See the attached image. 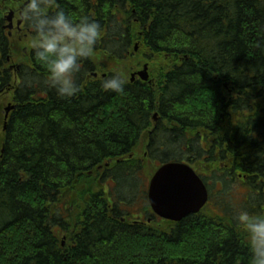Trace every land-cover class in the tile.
Wrapping results in <instances>:
<instances>
[{"label":"trees","instance_id":"16d2710c","mask_svg":"<svg viewBox=\"0 0 264 264\" xmlns=\"http://www.w3.org/2000/svg\"><path fill=\"white\" fill-rule=\"evenodd\" d=\"M59 1L72 20L87 16L80 0ZM101 1L113 20H97L74 97L44 84L46 69L20 74L0 167V264H251L237 214L264 215V0ZM136 46L160 65L154 90L118 68ZM114 74L121 93L102 88ZM146 162L191 164L217 213L209 203L156 233L130 221Z\"/></svg>","mask_w":264,"mask_h":264},{"label":"clouds","instance_id":"9594fccd","mask_svg":"<svg viewBox=\"0 0 264 264\" xmlns=\"http://www.w3.org/2000/svg\"><path fill=\"white\" fill-rule=\"evenodd\" d=\"M49 8H56L54 14H48ZM21 18L35 29L30 46L36 59L47 65L46 85L61 98L74 97L80 91L74 76L80 61L93 54L101 25L89 16L74 22L56 7L55 0H25ZM125 84L122 76L114 74L102 82V88L121 93ZM237 220L247 236L251 264H264V215L250 216L241 211Z\"/></svg>","mask_w":264,"mask_h":264},{"label":"flooded vegetation","instance_id":"af4514ba","mask_svg":"<svg viewBox=\"0 0 264 264\" xmlns=\"http://www.w3.org/2000/svg\"><path fill=\"white\" fill-rule=\"evenodd\" d=\"M82 3H84L83 11L84 13L89 16L90 18L94 20H113L112 19V6L107 9L106 16L103 17L102 12V6L106 3H103L101 0H80ZM25 0H0V23H1V31L2 33L7 37L6 41L7 44L4 45V49L0 50V132L7 133L9 125L11 123V120L13 118L14 112L17 109L18 106V89L21 85V78L20 74L22 72L25 73V71L34 73L38 72L40 69H46L47 65L45 63L38 64V60L35 57V51L30 46V41L35 35V29L27 23L25 20L21 18V9L24 5ZM59 0H55L56 7L59 8L61 5ZM81 10V6L78 8ZM56 8H49L47 10L49 15L54 14V11ZM3 13V17L1 14ZM11 17L10 19H6ZM74 22H78L77 20H73ZM15 41V42H14ZM15 50H21V56H20V62L18 65L14 66L12 64L13 60V53ZM20 52V51H19ZM97 52V48L95 47V50L93 54L88 57L92 60V58H95V54ZM17 64V63H16ZM83 67L82 60L79 63V71L76 73V77L74 76V79H77V74L81 72ZM99 68H102L100 66ZM146 69V68H145ZM140 71H134L132 73V83H140L143 86H151L154 89H156V85L154 82V79H150L151 74L148 73L144 74L149 80H143L140 79L139 73ZM97 73V72H96ZM47 76L44 78V84ZM30 82H34V77L30 75L29 77ZM78 82V81H76ZM158 85V83H157ZM152 88V89H153ZM153 89V90H154ZM9 96V98L6 100V98ZM11 98V100H10ZM2 103V104H1ZM162 117L159 115L158 112H154L153 119H152V126L145 130L149 132V143L150 138L155 131V129L158 127L159 122L161 121ZM144 131V132H145ZM144 134V133H143ZM7 135V134H6ZM143 136V135H142ZM148 143V145H149ZM6 142L3 143L1 150H0V161L2 163L4 154L6 152ZM148 145L146 147H148ZM145 147V150H146ZM145 157H147V154H145ZM140 163H143V167L145 166V163L143 161H140ZM1 167V165H0ZM148 175L143 176L144 186L142 189V194L144 195V199L139 200V203L133 207V208H126L127 215L129 217H133L134 219H131L130 221L136 223V222H142L145 226H149L152 221H161L169 224H177V222L170 221L167 219H164L157 215L151 208L149 199H148V191L150 187V180L151 177H146ZM113 182H111L112 186ZM110 199V197H109ZM135 213V215H134ZM144 214L145 219L144 220H136L135 216ZM180 223V222H179Z\"/></svg>","mask_w":264,"mask_h":264},{"label":"water","instance_id":"95a60500","mask_svg":"<svg viewBox=\"0 0 264 264\" xmlns=\"http://www.w3.org/2000/svg\"><path fill=\"white\" fill-rule=\"evenodd\" d=\"M144 74L138 73L143 80H148ZM149 201L153 211L160 217L181 222L202 211L209 202V192L189 164L171 162L161 166L152 177Z\"/></svg>","mask_w":264,"mask_h":264},{"label":"rangeland","instance_id":"374dc122","mask_svg":"<svg viewBox=\"0 0 264 264\" xmlns=\"http://www.w3.org/2000/svg\"><path fill=\"white\" fill-rule=\"evenodd\" d=\"M1 16L3 17V13L1 14ZM15 42V41H14ZM138 48H139V46H138ZM20 51V52H19ZM15 50L14 51V53H13V57H12V60H13V62H12V64L14 65V66H16V65H18L19 64V62H20V56H21V50ZM135 54H133L132 56H130L128 59H126V60H124L125 62L123 63V65H121V66H119L118 68H121V69H124L125 67H127V73H126V75H127V78H128V81L129 82H131V78H132V73L134 72V71H140V72H144V73H146L147 75H148V73H150L151 74V77H150V79H154V82H155V85H157V83H158V81H159V76H160V73H159V68H160V65L157 67L155 64L156 63H154V61H152V60H150V59H148L147 57H146V55H145V52H141L139 55H138V49L134 52ZM17 63V64H16ZM105 64H106V68H107V71L109 72V68L111 67V66H113L114 65V62L113 61H106L105 62ZM146 68V69H145ZM105 71V70H104ZM107 71H105V72H102V71H99L98 73H99V75L101 76V77H103V78H105L106 77V74L108 73ZM104 73V74H103ZM140 78V77H139ZM141 79V78H140ZM148 80H149V78H148ZM147 80V81H148ZM156 87V86H155ZM9 98V96L6 98V100ZM10 100H11V98H10ZM2 104V103H1ZM7 134V135H6ZM7 136H8V131H7V133H4V132H0V150H1V147H2V145H3V143L4 142H6L7 143ZM148 143H149V132H147V131H145L144 132V134H143V136H142V145H143V149L148 145ZM139 155V156H138ZM137 156H138V158L140 159V160H144V159H141L143 156H142V154H140V153H137ZM2 163H3V161H2ZM2 163H1V161H0V165H2ZM151 163L150 162H146V166H147V168H149L147 171H146V175H152L153 173H154V170L158 167V166H156V168L153 170V169H151ZM146 177H151V176H146ZM109 178H111L110 180H112V176H110ZM116 184H117V182H116ZM211 185L213 186V190L215 189H219V186H217L216 188H214L215 187V185L211 182ZM118 186V185H117ZM137 187H139V192H142V189H143V186H144V182H143V180L142 181H140L139 183H138V185H136ZM136 190H138V189H135V192L134 193H136ZM116 192H117V190H115L114 192H113V195L112 194H110L111 195V197H113V196H116L115 194H116ZM138 191H137V193H139ZM216 201L217 200H214V201H211L210 203H212L213 204V207H212V211L213 212H215V213H217L216 212V209L215 208H218L217 207V203H216ZM218 202V201H217ZM128 209V208H127ZM206 210H208V206L205 208V210L204 211H206ZM212 212V213H213ZM134 215H135V213H134ZM127 218L129 219V220H131V219H134L132 216L131 217H129V216H127ZM135 219L137 220H144L145 219V216H144V214H140L139 216H135ZM165 226V225H164ZM163 226V222H161V221H159V222H157V221H152L151 223H150V225L148 226V227H146V229H148V230H151V231H149L150 233H156L157 232V228H161V227H163V229L165 228ZM62 240H63V243L65 244L66 243V240H67V238L68 237H65L64 236V234H62Z\"/></svg>","mask_w":264,"mask_h":264}]
</instances>
